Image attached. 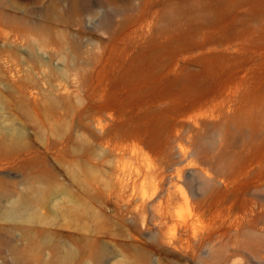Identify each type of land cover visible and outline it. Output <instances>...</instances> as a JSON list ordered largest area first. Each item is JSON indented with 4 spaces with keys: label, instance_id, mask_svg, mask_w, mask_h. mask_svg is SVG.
<instances>
[{
    "label": "rangeland",
    "instance_id": "374dc122",
    "mask_svg": "<svg viewBox=\"0 0 264 264\" xmlns=\"http://www.w3.org/2000/svg\"><path fill=\"white\" fill-rule=\"evenodd\" d=\"M157 2L0 0V264H264V0Z\"/></svg>",
    "mask_w": 264,
    "mask_h": 264
},
{
    "label": "bare ground",
    "instance_id": "6f19581e",
    "mask_svg": "<svg viewBox=\"0 0 264 264\" xmlns=\"http://www.w3.org/2000/svg\"><path fill=\"white\" fill-rule=\"evenodd\" d=\"M146 1L152 2V3L148 4L149 7H153L155 5H157V6L160 5V3L157 2V0H146ZM182 1H184V0H182ZM232 1H234V0H210L209 5L204 2L205 8H203V9L206 10L205 14L200 16L198 19H202L203 22H211V24H214L217 26L222 25L223 21H221V19L226 18V10L228 9V7L230 6ZM145 6H146V4H145ZM158 12H159V10L153 11V13L155 14L154 15L155 17L158 16ZM176 22L177 21H174V23L172 22V24H173L172 27L174 28L175 31H177V37L179 38V41H180L179 36H180V33L183 31V29H181L183 24L179 21L177 23ZM174 36H176V33L174 34ZM195 36H196L195 40L200 41V42H202L203 38H205V34H204V32L201 31V29H195ZM238 39H240L241 41L225 40L224 42H226V43H224V42L223 43L225 45H232L233 43H237V44L243 43L244 44V43H247L248 41L250 42L253 39V37L252 36H246V38L244 37L241 39L239 37ZM233 45H236V44H233ZM97 122H98L99 127L101 128L102 127L101 122L99 120ZM116 131L117 130L114 129V132H116ZM111 134H114V133L112 132Z\"/></svg>",
    "mask_w": 264,
    "mask_h": 264
}]
</instances>
